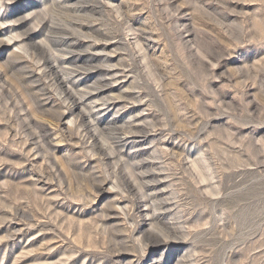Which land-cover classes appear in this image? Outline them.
I'll use <instances>...</instances> for the list:
<instances>
[{
  "label": "rangeland",
  "instance_id": "1",
  "mask_svg": "<svg viewBox=\"0 0 264 264\" xmlns=\"http://www.w3.org/2000/svg\"><path fill=\"white\" fill-rule=\"evenodd\" d=\"M0 264H264V0H0Z\"/></svg>",
  "mask_w": 264,
  "mask_h": 264
},
{
  "label": "bare ground",
  "instance_id": "2",
  "mask_svg": "<svg viewBox=\"0 0 264 264\" xmlns=\"http://www.w3.org/2000/svg\"><path fill=\"white\" fill-rule=\"evenodd\" d=\"M81 42V41H80ZM60 48V47H59ZM59 56V55H58ZM67 56V55H66ZM63 57V56H62ZM53 58V57H52ZM59 58V57H58ZM69 61V60H68ZM68 61H66V60H64L63 62L64 63H67V65H69L70 63L68 62ZM54 62V61H53ZM60 62V61H59ZM53 64V63H52ZM74 65V64H73ZM88 65V64H87ZM67 67V66H66ZM65 67V68H66ZM72 68H73V66H72ZM107 69V68H106ZM57 70V69H56ZM66 80V79H65ZM93 91V90H92ZM70 101V100H69ZM104 104V103H103ZM127 128V127H126ZM113 152V151H112ZM113 154V153H112ZM154 180H155V178H154ZM147 182V181H146ZM133 183V182H132ZM150 184V183H149ZM140 186V185H139ZM151 188V187H150ZM148 189V188H147ZM152 194V193H151ZM148 195V194H147ZM152 197V196H151ZM143 199H144V197H143ZM152 199V198H151ZM161 201V200H160ZM158 202V201H157ZM151 203V202H150Z\"/></svg>",
  "mask_w": 264,
  "mask_h": 264
}]
</instances>
